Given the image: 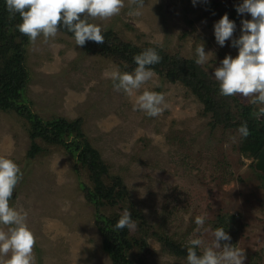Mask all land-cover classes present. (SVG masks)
<instances>
[{
    "label": "rangeland",
    "instance_id": "374dc122",
    "mask_svg": "<svg viewBox=\"0 0 264 264\" xmlns=\"http://www.w3.org/2000/svg\"><path fill=\"white\" fill-rule=\"evenodd\" d=\"M241 2L146 0L142 14L131 16L132 0H124L119 15L90 22L124 43L157 48L169 57L195 60V48L203 43L212 53L201 70L219 87L213 69L238 50L230 41L220 47L213 25L225 13L235 16L233 39L238 38L241 20L251 19L236 12ZM24 55L28 81L22 102L43 120L76 122L83 135L72 133L60 144L38 140L43 150L29 157L30 123L14 110H0V155L23 172L10 206L27 213L36 264H114L102 248L98 224L121 217L125 209L136 224L122 230L124 238L137 241L127 250L134 263L187 264L191 239L211 242V231H194L195 217L206 215L205 227H223L229 243L245 250L244 264H264V177L254 167L256 158L243 148L245 139L237 130L244 120L238 112L228 122L215 119L188 86L156 70L139 91L163 93V112L149 117L133 110L134 96L115 91L105 72L113 66L132 72L136 66L76 46L63 29L48 43L43 37L28 42ZM82 138L107 166L105 183L112 176L121 179L126 195L117 205L100 206L91 196L92 180L74 145Z\"/></svg>",
    "mask_w": 264,
    "mask_h": 264
},
{
    "label": "clouds",
    "instance_id": "9594fccd",
    "mask_svg": "<svg viewBox=\"0 0 264 264\" xmlns=\"http://www.w3.org/2000/svg\"><path fill=\"white\" fill-rule=\"evenodd\" d=\"M193 4L197 0H192ZM133 7L128 14L140 16L146 0H132ZM10 16H19L18 31L35 44L39 37L48 43L62 29L72 34L76 46H84L87 41L103 44L105 37L96 19L104 20L121 13L124 0H5ZM239 15L250 14L251 19H242L240 36L233 39L236 23L225 13L213 25L214 37L220 47L230 41V47L238 54L226 55L211 75L218 82L219 94L224 97L238 96L257 106L253 111L255 119L264 118V0H242L235 6ZM83 14V15H81ZM209 53L205 46L195 48V64L209 63ZM162 57L155 48H147L133 57L136 65L132 72H121L113 66L105 76L112 82L117 92L134 96L133 110L144 112L149 117L159 116L166 103L163 93L139 90L150 81L155 72L151 66L158 64ZM212 67V65L210 66ZM209 67V68H210ZM139 93V94H137ZM239 136L246 139L250 135L247 122L238 128ZM23 179L19 165L11 158L0 155V264H36L33 253L36 244L34 233L27 225V213L10 206L14 191ZM194 231H211V242L193 238L187 248V264H244L245 250L229 243L231 236L223 227L210 230L205 227L206 215L194 219ZM136 227L130 211L114 225V230ZM224 241L223 245L221 242ZM202 248V252L198 251Z\"/></svg>",
    "mask_w": 264,
    "mask_h": 264
},
{
    "label": "trees",
    "instance_id": "16d2710c",
    "mask_svg": "<svg viewBox=\"0 0 264 264\" xmlns=\"http://www.w3.org/2000/svg\"><path fill=\"white\" fill-rule=\"evenodd\" d=\"M229 19L237 22L235 16H229ZM19 22V16H10L5 7V0H0V110H14L30 123V147L27 154L33 157L43 150L38 140L51 145L60 144L72 133H75L77 138L83 135L76 122L59 117L43 120L22 102V94L28 81L24 49L29 41L27 36L18 31L16 25ZM68 34L72 36L71 33ZM103 35L105 37L103 44L87 41L82 47L89 52H98L106 57H116L129 63L130 66H136L133 61L135 55L147 48H153H138L130 43H124L111 31L103 32ZM155 49L162 59L158 64L151 66L153 70L164 72L171 80L183 82L203 101L206 110L212 112L215 119L228 122L235 112L239 113L240 119L244 120L240 125L247 122L250 130L249 137L244 140L243 148L256 158L264 145V118L257 120L253 116V111L257 107L240 103L237 96L224 97L217 94L219 87L208 80L206 73H203L201 67L195 64L193 59L179 56L169 57L157 48ZM74 145L76 150L79 149L78 159L89 171L93 190L91 196L100 206L105 204L114 206L121 202V198L126 195V190L117 176H112L111 183H105L103 175L107 172V166L102 162L99 151L84 138L77 140ZM260 174L264 177L263 173ZM133 215L135 219L140 220L135 209ZM119 218V215H115L99 221L103 250L114 264H149L141 260L134 263L127 257V250L133 248L137 241L124 238L122 230H114V225ZM173 252L179 255L177 247H174Z\"/></svg>",
    "mask_w": 264,
    "mask_h": 264
},
{
    "label": "water",
    "instance_id": "95a60500",
    "mask_svg": "<svg viewBox=\"0 0 264 264\" xmlns=\"http://www.w3.org/2000/svg\"><path fill=\"white\" fill-rule=\"evenodd\" d=\"M254 167L257 169L259 172L264 174V145L258 152L256 156V160L254 162Z\"/></svg>",
    "mask_w": 264,
    "mask_h": 264
}]
</instances>
